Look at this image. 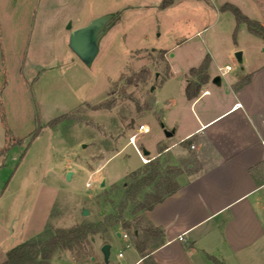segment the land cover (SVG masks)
Segmentation results:
<instances>
[{
	"label": "rangeland",
	"instance_id": "obj_1",
	"mask_svg": "<svg viewBox=\"0 0 264 264\" xmlns=\"http://www.w3.org/2000/svg\"><path fill=\"white\" fill-rule=\"evenodd\" d=\"M159 1L0 0V59L7 72L1 99L6 127L22 139L0 154V262L9 248L47 224L67 228L116 213L125 177L152 159L164 145L160 141L175 143L171 153L181 148V129L165 136L175 126L165 118L173 113L166 103L182 95L188 69L205 55L208 71L222 82L264 56V46L245 24L220 11L229 2L261 20L254 0H175L165 9L157 7ZM109 14L118 17L86 65L69 46L70 31ZM226 65L231 70L224 71ZM61 115L67 117L48 125ZM37 118L44 125L27 144ZM5 130L0 120V148ZM158 159L163 170L173 169L174 180L192 162L170 153ZM107 241L105 263L100 248ZM128 251L110 229L90 236L80 249L57 250L48 264H117L123 260L118 252ZM214 254L219 259L220 253ZM215 258L209 264H216ZM237 259L226 264H264V256Z\"/></svg>",
	"mask_w": 264,
	"mask_h": 264
},
{
	"label": "crops",
	"instance_id": "obj_2",
	"mask_svg": "<svg viewBox=\"0 0 264 264\" xmlns=\"http://www.w3.org/2000/svg\"><path fill=\"white\" fill-rule=\"evenodd\" d=\"M254 2L264 25V0ZM254 37L264 46V39ZM207 72L196 97L186 98L184 83L182 95L166 103L173 110L165 117L175 123L172 134L181 129V148L171 153L175 143L161 140L165 148L151 155L192 159L175 177L177 188L145 212L163 233L150 252L154 264H209L217 252L216 264L264 256V56L219 84ZM2 79L0 59L1 93L7 86ZM115 230L129 248L127 255L118 252L123 260L117 264H145L128 235Z\"/></svg>",
	"mask_w": 264,
	"mask_h": 264
},
{
	"label": "trees",
	"instance_id": "obj_3",
	"mask_svg": "<svg viewBox=\"0 0 264 264\" xmlns=\"http://www.w3.org/2000/svg\"><path fill=\"white\" fill-rule=\"evenodd\" d=\"M175 0H160L157 7L165 9L171 6ZM220 11H229L234 16L236 24H245L247 31L261 39H264V25L256 19L245 15L236 5L225 2L220 6ZM114 17H118L115 15ZM165 50H158L160 57ZM162 59V58H161ZM4 80L2 86L6 84V68L3 59L1 60ZM209 63L208 55H205L202 62L195 67H190L185 75L184 93L187 99L196 97L203 84L208 82L209 74L207 72ZM145 72V69L142 70ZM166 71V76H169ZM130 77L128 82H131ZM249 75L245 76L242 82H246ZM100 106V105H99ZM101 107V106H100ZM150 109L151 105H147ZM67 117L61 115L54 118L49 126ZM0 120L5 130V143L0 148V154L6 155L7 151L15 144L22 142V139H16L11 131L6 127V117L0 91ZM38 118L36 126L29 134V144L38 136L42 127ZM188 140V139H187ZM165 147L160 146L158 153ZM173 169L167 167L165 170L161 167L158 157H154L144 163L142 168L130 172L126 177L121 188L124 189V201H122L116 213L109 212L101 221L81 222L79 224L63 228L47 224L35 236L11 247L7 250L4 260L0 264H48L49 259L57 250H72L79 248L90 236L95 234H105L110 229L121 228L127 235L130 233L131 242L137 249L145 264H154L150 252L156 246L163 242L162 230L152 226L145 216V212L152 206L160 202L166 195L172 193L177 188V182L172 177ZM148 189V190H146ZM130 207L125 212L127 204ZM111 208V207H110ZM125 212V213H123Z\"/></svg>",
	"mask_w": 264,
	"mask_h": 264
},
{
	"label": "water",
	"instance_id": "obj_4",
	"mask_svg": "<svg viewBox=\"0 0 264 264\" xmlns=\"http://www.w3.org/2000/svg\"><path fill=\"white\" fill-rule=\"evenodd\" d=\"M114 15H103L92 20L88 25L73 29L69 34V46L77 54V56L86 64L89 65L93 60L98 47L99 38L105 33L108 26L113 20ZM236 59L241 61V53L238 51L235 53ZM220 77L215 75L211 78V83L219 84ZM172 131H165V136H170ZM147 150H143V155H148ZM70 173L67 174L69 178ZM103 184V181L102 183ZM88 211L83 210L82 214L87 215ZM109 243L101 245V252L103 254V260L105 263L109 257Z\"/></svg>",
	"mask_w": 264,
	"mask_h": 264
},
{
	"label": "built area",
	"instance_id": "obj_5",
	"mask_svg": "<svg viewBox=\"0 0 264 264\" xmlns=\"http://www.w3.org/2000/svg\"><path fill=\"white\" fill-rule=\"evenodd\" d=\"M229 70H231L230 66L227 65L224 67V71H229ZM190 146L192 147V145H190ZM141 159L143 162H146V159H144L143 157H141ZM123 237H126V234H123Z\"/></svg>",
	"mask_w": 264,
	"mask_h": 264
}]
</instances>
